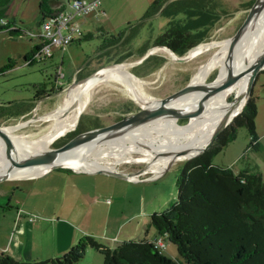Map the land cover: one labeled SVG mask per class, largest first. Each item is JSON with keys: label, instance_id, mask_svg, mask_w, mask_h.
<instances>
[{"label": "rangeland", "instance_id": "rangeland-1", "mask_svg": "<svg viewBox=\"0 0 264 264\" xmlns=\"http://www.w3.org/2000/svg\"><path fill=\"white\" fill-rule=\"evenodd\" d=\"M40 1L11 0L4 19H9L15 28L20 29L21 34L10 35L7 30H0V68L9 61L12 63L11 68L6 67L0 73V113H12L1 115L0 123L13 126L28 121L29 123L15 128L21 137L28 138H34L48 129L50 120H40L38 117L50 114L63 101L67 90L74 84L81 83L85 76L97 68L98 62H118L121 55L130 51V56L120 61L131 63L140 57L135 40L132 49L114 45L107 49L108 56L97 58V49L104 39L120 32L126 35L134 31L133 27L136 25H139L137 37L146 39L148 35L155 36L161 32L166 24V18L158 15V12L154 17H143L153 0H101V9L105 15H98L97 19L93 18L92 22L83 24V31H90L89 36L62 49H54L51 59L25 64L22 56L38 42L35 34L42 32L37 23ZM232 1L227 12L213 26L208 38L198 45L226 40L241 27L249 10V0ZM151 46L153 45L149 43V47ZM214 50L215 48H211L189 61L177 62L165 51L156 49L153 55L162 57L164 61L146 75L135 76L138 92L147 99L164 97L188 82ZM108 59L111 60L107 62ZM60 60V70L64 74L60 78L62 90L49 93L41 99H32L33 85L44 79L49 81L50 75L54 74L55 64H59ZM133 66L127 67V70L132 72ZM217 74L218 68H215L207 77L214 78ZM251 93L256 104L254 126L259 147H247L250 135L248 128L241 125L236 127L235 138L213 155L211 163L230 168L234 173L244 170L258 173L264 181V72L258 73ZM27 99H32L30 110L13 114L23 106L12 110L13 107ZM231 102L230 95L224 103L229 105ZM127 108L131 110L128 111ZM82 110L75 126L56 138L49 148L61 146L52 144L73 131L78 122L100 123L137 112L141 107L122 83L107 79L90 86L83 97ZM31 119H34L33 122L29 121ZM188 119L189 114L176 116L175 122L182 126ZM130 145L129 142L125 143V146ZM117 148L119 150L118 145ZM135 150L129 149L119 156L115 154L116 151H110L108 155L102 154L98 160L112 164L114 170L135 172L146 165L141 160L143 153ZM186 160L188 159H173L157 173L145 170V166L135 177L153 179L137 182L71 169H55L38 176L33 175L41 172L30 175L32 177L3 180L0 182V227H8L10 220L19 223L20 227L24 225L26 237L20 249L27 257L39 255V260L62 256L86 234L95 236L105 247H112L111 245L115 246L123 241L149 239L152 234L147 235L146 231L156 230L150 223L149 216L168 211L177 200L178 177ZM136 212L139 213L135 215ZM1 235L4 234L0 233V237ZM161 238L168 245V249L163 252L172 249V258L184 264L176 246L167 236L161 235ZM77 264H103V253L87 247Z\"/></svg>", "mask_w": 264, "mask_h": 264}, {"label": "trees", "instance_id": "trees-1", "mask_svg": "<svg viewBox=\"0 0 264 264\" xmlns=\"http://www.w3.org/2000/svg\"><path fill=\"white\" fill-rule=\"evenodd\" d=\"M52 0L39 2L40 22L51 15L49 4ZM59 1V0H56ZM153 0L143 17H154L157 12L166 18L163 30L155 36L148 35L143 43L136 46L138 55L142 56L150 45H164L182 55L189 49L205 41L220 16L227 12L232 0ZM11 0H0V20L6 22L10 35L21 34L20 29L11 26L9 19H4ZM254 0L248 1L250 7ZM63 5V4H62ZM60 10L62 9L59 8ZM58 9V10H59ZM57 10V11H58ZM139 25L126 35H118L104 39L97 49V58L108 56L109 47L118 45L133 48ZM4 29L0 27V30ZM137 29V30H136ZM138 31V32H137ZM41 42L31 47L22 56V62L30 64L34 61H45L51 56L36 55ZM118 50V49H117ZM131 51L121 55L117 60L130 56ZM111 59H108L110 61ZM160 56L151 55L142 63L132 67L136 76H144L163 63ZM100 66L103 62H98ZM60 64H55L54 74L49 81L33 85L32 99H41L49 93L61 89L58 76ZM11 68L9 61L0 68ZM61 71V70H60ZM260 72H264L262 69ZM29 99V100H32ZM30 101H21L15 105L13 114L30 110ZM128 111L131 108H127ZM11 111L1 112L3 114ZM255 100L250 94L242 110L218 134L214 143L198 155L184 161L178 177L177 200L166 212L152 213L150 223L157 233L166 235L183 258L184 264H264V181L260 174L247 170L234 173L230 168L219 167L211 163L214 154L219 152L228 142L235 138L236 127L245 125L248 128L250 142L248 148L259 147L255 134L254 117ZM99 122L82 124L66 136L56 140L52 145L64 144L80 129ZM91 247L103 253V264H180L176 259L159 251L153 239L123 241L114 247H105L95 236L86 234L74 243L62 256L43 260L22 262L4 252H0V264H77L85 249Z\"/></svg>", "mask_w": 264, "mask_h": 264}, {"label": "bare ground", "instance_id": "bare-ground-1", "mask_svg": "<svg viewBox=\"0 0 264 264\" xmlns=\"http://www.w3.org/2000/svg\"><path fill=\"white\" fill-rule=\"evenodd\" d=\"M263 46L264 0L259 4L254 19L238 39L200 44L189 49L185 56L215 48L207 60L198 67L192 78L203 80L215 68H218L217 78H222L237 70L247 59L255 56ZM157 49L165 51L174 60L173 55L168 50ZM107 79H114L122 83L140 105L154 101L145 98L138 92L136 87L137 78L127 70V67H112L88 82L82 81L76 85L74 84L73 87L67 90L63 101L50 114L39 116L40 120H50L51 124L46 131L34 138L21 137L26 150L36 154L50 155L53 153V150H50L51 147L49 148L50 144L75 126L79 114L83 111V97L87 90L95 82ZM245 84L246 75L239 78L233 85L214 94L197 91L184 95L172 105L180 114L179 117L189 114V119L184 125L176 124L175 117L177 114L148 125L119 131L115 136L93 147L85 155L83 164L78 169L83 171L114 170L112 164L99 161L100 156L104 153L108 155L110 151H116L115 154L119 156L132 148L143 153L141 160L146 163L145 170L154 173L163 169L173 159H189L195 156L210 140L218 124L226 116L240 110L244 99L237 98L242 94ZM230 95L232 96V102L226 105L224 101ZM33 120L29 121L33 122ZM26 123L29 122L26 121L11 127L15 129ZM126 142L131 145L125 146ZM117 145L119 150H117ZM23 160L24 156L19 148L0 137V174L10 172L12 177H22L41 172L39 169L30 166L19 167L20 162ZM141 172L134 174V177Z\"/></svg>", "mask_w": 264, "mask_h": 264}, {"label": "water", "instance_id": "water-1", "mask_svg": "<svg viewBox=\"0 0 264 264\" xmlns=\"http://www.w3.org/2000/svg\"><path fill=\"white\" fill-rule=\"evenodd\" d=\"M169 1L171 0H167L162 5V7H164ZM68 2L69 0H67V3ZM261 2L262 0H254V2L249 7L248 13L241 27L231 37L227 38L229 41L238 39L243 34V32H245L248 25L254 19L259 4H261ZM61 10L59 9L58 11ZM58 11L51 12V15H55ZM157 48H163L168 50L173 55L174 60L177 62L189 61L199 54L197 53L194 55L185 56L186 53L185 52L184 54L179 55L175 51L169 49L164 45H154L149 47L142 56H140L137 60L131 63H125L123 61L105 63L97 67L93 71H91L81 81L88 82L90 79L94 78L97 75L103 74L105 71L109 70L112 67H122V66L129 67L133 65H138L142 63L144 60H146L149 56L153 55L154 52L156 51L155 49ZM262 69H264V46L255 56L251 57L250 59H247L239 68H237V70L233 71L227 76L222 78H217L216 75L214 78L206 77L203 80H196L195 78H191L183 86L165 95L164 97L155 99L153 102H148L141 105L139 104L141 110L137 112L121 115L111 120L100 122L95 125H89L80 129L58 148H50V150H53V153H51L50 155L36 154L31 151H27L25 146L23 145L20 132L16 129H13L11 127L12 125L0 123V137L7 140L9 144L11 145L15 144L19 148L21 154L24 156V160L20 162L21 164L19 165V167L30 166L39 169L41 173L55 169H71L75 171H83V170H79L78 167L83 164L85 155L93 147L97 146L99 143L105 141L106 139L115 136L119 131L148 125L153 122L165 119L167 117L177 115L178 114L177 109L172 105L174 104V102H176L179 98L183 97L184 95L197 91H202L207 94H214L233 85L239 78L246 75V84L244 90L242 94H240L237 98V99H242V98L244 99V103L242 107L236 113L230 116H226L218 124L210 140L199 152L201 153L214 143L218 134L242 110L243 106L245 105L247 99L251 94L254 81L258 73ZM130 73L134 75L132 72ZM179 115L180 114H178L177 116ZM145 166H143L142 168H140L135 172H123L118 170H103V169H98L95 171H84V172L102 173L116 178L124 179L127 181L153 179V177L143 178V179L134 177V174L138 173ZM10 178H12L10 172L0 174V182Z\"/></svg>", "mask_w": 264, "mask_h": 264}, {"label": "built area", "instance_id": "built-area-1", "mask_svg": "<svg viewBox=\"0 0 264 264\" xmlns=\"http://www.w3.org/2000/svg\"><path fill=\"white\" fill-rule=\"evenodd\" d=\"M100 3L101 0H69L65 9L44 18L40 22L42 32L38 34L41 47L36 55L48 57L54 49H62L72 43L81 33L79 18L98 10ZM0 27L9 29L4 20H0ZM57 72L59 78L63 77L60 70ZM153 244L159 251L165 250L166 243L161 236L153 239Z\"/></svg>", "mask_w": 264, "mask_h": 264}, {"label": "crops", "instance_id": "crops-1", "mask_svg": "<svg viewBox=\"0 0 264 264\" xmlns=\"http://www.w3.org/2000/svg\"><path fill=\"white\" fill-rule=\"evenodd\" d=\"M67 5H68L67 0H59V1L52 0L50 2V4H49V7L52 6L51 8H53L54 6H57L58 9H59L62 6V9H65L67 7ZM51 10L53 12V9H51ZM103 14L105 15L104 11L101 9V3H100V6H99L98 10L90 11V12L86 13L85 15H83L82 17H80L79 18V22H80V26H81V33H80V35L77 36V38L72 43H74L76 41L79 42L82 38H85L86 36H89L90 35V31L84 32L83 31V24H86L88 21L92 22L93 18L97 19L98 15L104 16ZM40 18H41V14L38 12V22H37L38 25H40L39 24ZM11 26L14 27V25L12 23H11ZM38 34L39 33L35 34V36L38 38V42L35 43L36 45L38 43H40V39L38 37ZM138 40H139V42H138ZM144 41H145V39H141L140 37L139 38L137 37V39L135 41L136 42L135 44H136V46H139ZM52 57H53V53H52ZM61 63H62V61H61ZM63 76H64V74H63ZM26 101H30V100L27 99ZM76 172H84V171H76ZM36 173H39V172H36ZM36 173H34V174H36ZM41 174L42 173H39V174H36V175L32 174V175L33 176H38V175H41ZM22 177L25 178L27 176H22ZM29 177H32V176L29 175ZM14 178H21V177H14ZM137 181H141V180L127 181V182H137ZM138 213L139 212H136L135 215L138 214ZM0 233L4 234V235H1V237H0V252L7 253L8 255L13 257L14 259H16L18 261H22V262H28V260L29 261L39 260L41 258L39 255H35L33 257H27V256L24 255L23 250L20 249V246L24 244L25 237H26V230L24 228V225H23V227L22 226L20 227L19 223H17V222L15 223L14 220H10V222L8 224V227L7 226L4 227V228L0 227ZM146 233H147V235L152 234V235H150L151 237L149 238V240L155 239V238L160 236L157 233L156 230H154V232H151L150 230H147ZM111 246L114 247V245H111ZM166 249H168V245L167 244H166L165 250ZM168 252H166L165 254L170 256V257H172L173 250L171 249ZM49 256H51V255H49ZM24 258H32V259H24ZM46 258H49V257H46Z\"/></svg>", "mask_w": 264, "mask_h": 264}, {"label": "flooded vegetation", "instance_id": "flooded-vegetation-1", "mask_svg": "<svg viewBox=\"0 0 264 264\" xmlns=\"http://www.w3.org/2000/svg\"><path fill=\"white\" fill-rule=\"evenodd\" d=\"M51 7H52V6H51ZM51 7H50V8H51ZM51 9H53V11H55V10L57 11V10H58V7H57V6H54V7L51 8ZM54 9H55V10H54Z\"/></svg>", "mask_w": 264, "mask_h": 264}]
</instances>
